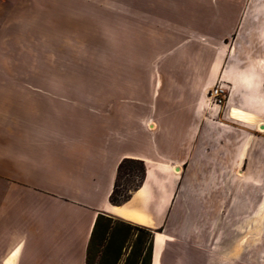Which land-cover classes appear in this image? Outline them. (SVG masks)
Wrapping results in <instances>:
<instances>
[{"label":"rangeland","instance_id":"1","mask_svg":"<svg viewBox=\"0 0 264 264\" xmlns=\"http://www.w3.org/2000/svg\"><path fill=\"white\" fill-rule=\"evenodd\" d=\"M230 102L264 125V0H0V258L28 177L68 184L130 120L178 181L160 264H264V133Z\"/></svg>","mask_w":264,"mask_h":264},{"label":"crops","instance_id":"2","mask_svg":"<svg viewBox=\"0 0 264 264\" xmlns=\"http://www.w3.org/2000/svg\"><path fill=\"white\" fill-rule=\"evenodd\" d=\"M228 108V119L232 122L237 121L230 118V111L237 109L247 117V123H237L250 124L254 116L255 123L246 126L257 125V131L263 129L264 125H258L255 114L235 107L232 102ZM130 122H122L114 127L106 126L112 136H97L88 151L82 150L85 156H93L91 163L78 169L74 179L69 178L68 184L55 185L48 178H35L32 181L28 177L26 184L21 186L23 194L19 195L14 215L7 221L10 228L3 233L6 248L0 264H5L6 258L15 250L14 264H85L92 225L99 213L146 227L153 232L162 228L166 211L178 189L177 177L167 162H163L164 141L161 131H152L146 124L139 122L138 133L143 138L132 137ZM259 133H264V129ZM41 143L47 144L45 141ZM123 159L142 162L144 180L128 202L113 206L109 203V196L117 166ZM151 173L154 182H158L149 183L152 194L144 187ZM26 174L28 176L29 173ZM40 175L45 176L43 173ZM152 198L154 205H149ZM161 238L162 233L154 232L152 264H160L164 246Z\"/></svg>","mask_w":264,"mask_h":264},{"label":"trees","instance_id":"3","mask_svg":"<svg viewBox=\"0 0 264 264\" xmlns=\"http://www.w3.org/2000/svg\"><path fill=\"white\" fill-rule=\"evenodd\" d=\"M130 165H137L136 173ZM126 169L129 178L137 182L125 188L117 198L118 179ZM144 180V165L140 161L123 159L117 166L109 203L120 206L128 202ZM154 232L110 215H96L86 248L85 264H152Z\"/></svg>","mask_w":264,"mask_h":264},{"label":"bare ground","instance_id":"4","mask_svg":"<svg viewBox=\"0 0 264 264\" xmlns=\"http://www.w3.org/2000/svg\"><path fill=\"white\" fill-rule=\"evenodd\" d=\"M231 112H232L233 119H235L236 121L247 123V117L244 113H242L241 111H239L237 109H232ZM262 127L264 129V126H262ZM263 129H261V130H263ZM175 171H178V169ZM16 253H17V250H15L11 255H9V257H7L5 260V264H14L15 258H16Z\"/></svg>","mask_w":264,"mask_h":264},{"label":"built area","instance_id":"5","mask_svg":"<svg viewBox=\"0 0 264 264\" xmlns=\"http://www.w3.org/2000/svg\"><path fill=\"white\" fill-rule=\"evenodd\" d=\"M210 100L218 107L223 105L225 101V92L219 84L212 88L210 92Z\"/></svg>","mask_w":264,"mask_h":264}]
</instances>
